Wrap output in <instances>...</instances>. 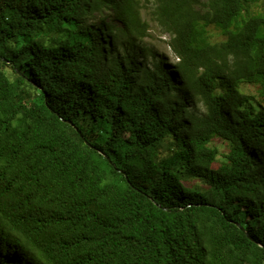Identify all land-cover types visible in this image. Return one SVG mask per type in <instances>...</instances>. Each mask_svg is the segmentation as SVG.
Segmentation results:
<instances>
[{
	"label": "trees",
	"instance_id": "16d2710c",
	"mask_svg": "<svg viewBox=\"0 0 264 264\" xmlns=\"http://www.w3.org/2000/svg\"><path fill=\"white\" fill-rule=\"evenodd\" d=\"M260 243L264 0H0V264H264Z\"/></svg>",
	"mask_w": 264,
	"mask_h": 264
},
{
	"label": "rangeland",
	"instance_id": "374dc122",
	"mask_svg": "<svg viewBox=\"0 0 264 264\" xmlns=\"http://www.w3.org/2000/svg\"><path fill=\"white\" fill-rule=\"evenodd\" d=\"M255 9L253 7H250V12L252 13ZM144 19L147 20V22L150 24V31L149 35L145 39V42L147 45L150 47L160 51V53L165 54L169 57V59L174 60L173 63L175 62V57L171 52L170 46H169V41L170 37L169 35L165 34L164 31L160 28V26L153 21L150 17H148L144 12ZM208 37L210 39V42H220L225 40V37H223L218 30L211 26V28H208ZM247 91H254L251 86H247ZM194 110L200 109V111L203 112V109L200 108L199 106L195 105L192 107ZM214 144H218L219 146V151H220V157H222L224 154L228 152V147L225 145V143L218 139L215 140Z\"/></svg>",
	"mask_w": 264,
	"mask_h": 264
},
{
	"label": "water",
	"instance_id": "95a60500",
	"mask_svg": "<svg viewBox=\"0 0 264 264\" xmlns=\"http://www.w3.org/2000/svg\"><path fill=\"white\" fill-rule=\"evenodd\" d=\"M240 227H241V229H242L243 231H245V232L247 233L248 237H249L252 241L257 242V240H256V239H255V238H254L249 232H247L246 229H245L243 226L240 225ZM259 246H261V247L264 248V245L261 244V243H260Z\"/></svg>",
	"mask_w": 264,
	"mask_h": 264
}]
</instances>
